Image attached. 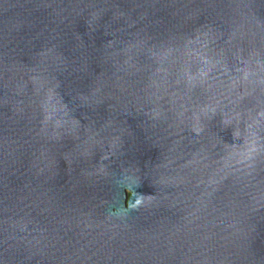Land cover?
Segmentation results:
<instances>
[{"label":"water","instance_id":"obj_1","mask_svg":"<svg viewBox=\"0 0 264 264\" xmlns=\"http://www.w3.org/2000/svg\"><path fill=\"white\" fill-rule=\"evenodd\" d=\"M0 264H264V0H0Z\"/></svg>","mask_w":264,"mask_h":264}]
</instances>
